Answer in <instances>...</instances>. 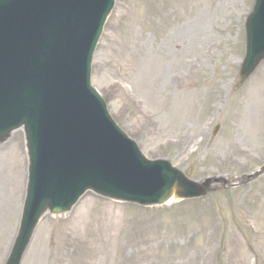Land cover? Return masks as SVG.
<instances>
[{
    "label": "rangeland",
    "instance_id": "374dc122",
    "mask_svg": "<svg viewBox=\"0 0 264 264\" xmlns=\"http://www.w3.org/2000/svg\"><path fill=\"white\" fill-rule=\"evenodd\" d=\"M254 1L118 0L92 80L148 158L198 181L264 165V62L235 87ZM254 87L260 102L248 99ZM27 169L19 129L0 143V264L19 229ZM22 264H264V174L157 207L88 192L70 212L42 219Z\"/></svg>",
    "mask_w": 264,
    "mask_h": 264
},
{
    "label": "water",
    "instance_id": "95a60500",
    "mask_svg": "<svg viewBox=\"0 0 264 264\" xmlns=\"http://www.w3.org/2000/svg\"><path fill=\"white\" fill-rule=\"evenodd\" d=\"M39 2L54 25L31 32L34 54L15 56L11 44L0 42V141L24 125L29 155L23 217L6 264H21L45 212L69 211L87 190L153 205L173 195H205L221 181H191L168 161L147 159L90 88L93 51L113 0H62L51 7ZM19 12L7 0L0 36L11 33ZM246 30L238 84L264 60V0H256Z\"/></svg>",
    "mask_w": 264,
    "mask_h": 264
},
{
    "label": "bare ground",
    "instance_id": "6f19581e",
    "mask_svg": "<svg viewBox=\"0 0 264 264\" xmlns=\"http://www.w3.org/2000/svg\"><path fill=\"white\" fill-rule=\"evenodd\" d=\"M248 99L252 100L253 102H260L262 100V96L259 89L256 87L249 89Z\"/></svg>",
    "mask_w": 264,
    "mask_h": 264
}]
</instances>
